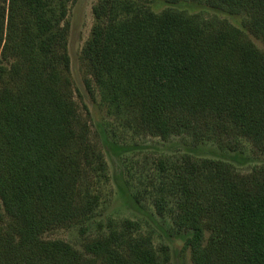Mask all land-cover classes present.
I'll use <instances>...</instances> for the list:
<instances>
[{
	"label": "trees",
	"instance_id": "trees-1",
	"mask_svg": "<svg viewBox=\"0 0 264 264\" xmlns=\"http://www.w3.org/2000/svg\"><path fill=\"white\" fill-rule=\"evenodd\" d=\"M75 1L0 0V218L8 219L0 264H160L153 250L119 245L116 234L88 241L85 254L44 238L83 214L80 187L95 157L91 112L72 80ZM163 2L174 6L158 11ZM185 4L244 13L264 43V0H99L82 50L87 90L93 95L94 84L106 112L132 115L141 133L168 141L188 130L200 140L221 125L264 153V51L242 29ZM185 171L174 224L189 233L192 264H264V168L241 177L205 161ZM156 209L165 215L164 197Z\"/></svg>",
	"mask_w": 264,
	"mask_h": 264
},
{
	"label": "rangeland",
	"instance_id": "rangeland-1",
	"mask_svg": "<svg viewBox=\"0 0 264 264\" xmlns=\"http://www.w3.org/2000/svg\"><path fill=\"white\" fill-rule=\"evenodd\" d=\"M99 0H76L70 6L68 22L69 54L75 97L83 108L91 112V143L95 151L87 178L80 187V207L83 214L69 228L50 232L46 240H63L85 254L84 245L112 234L119 237V245L136 242L153 250L160 264H192L190 252L185 250L189 233L175 227L176 203L180 197V176L186 172L187 162L221 163L241 177L254 175L264 168V153L258 151L247 138L233 128L219 125L208 129L200 140L188 130L175 133L168 141L141 133L130 114L109 115L100 103L96 87L94 94L86 88L91 79L82 60L83 47L94 24L93 8ZM173 4H158V11ZM184 9L200 13L206 18L226 20L242 29L264 51V43L247 28L244 13L196 5ZM164 166V168H163ZM213 173L215 168H211ZM208 176L207 171L199 172ZM209 196H214L216 183ZM214 186V187H213ZM164 197L168 202L165 215H159L156 201ZM1 211L0 227L7 222ZM168 248L169 262L162 248Z\"/></svg>",
	"mask_w": 264,
	"mask_h": 264
}]
</instances>
